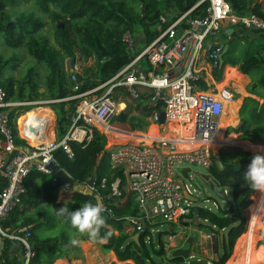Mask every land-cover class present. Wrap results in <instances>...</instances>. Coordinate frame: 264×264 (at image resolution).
<instances>
[{"label":"trees","instance_id":"trees-1","mask_svg":"<svg viewBox=\"0 0 264 264\" xmlns=\"http://www.w3.org/2000/svg\"><path fill=\"white\" fill-rule=\"evenodd\" d=\"M23 1L0 0V44L3 49L9 51L0 52V86L5 92V99L9 102L39 101L40 104L48 106L50 109L43 108L35 113L39 115L40 112L52 111L56 140L65 133L71 123L78 100L74 95L85 91L98 94L107 84L123 77L124 72L121 70L132 57L121 40L125 30L133 33V28L137 27L144 45L159 32L157 29L159 14L167 17L169 22L183 13L184 17L188 18L202 16L206 6V2L194 5L197 0H34L33 8L30 10L17 8ZM225 1L228 2L233 16L251 12L264 19V0ZM45 18L52 22V43L41 32ZM57 22L60 26L56 25ZM217 35L222 45L227 44V49L222 55V63L210 69L213 79L216 81L220 78L223 64L237 63L238 71L249 74L253 79L251 87L247 89L248 92L255 88H264V35L258 36L252 43L251 40H244L248 44L243 47L240 59H234L231 52H235L236 40H240L242 35L236 30L226 34L224 27L219 28ZM8 48L13 53H10ZM75 51L82 59L91 57L94 67L84 66L80 72L68 70L64 65L65 59L69 62V59L73 58L75 62ZM22 53L28 57L27 62L20 66ZM254 72L256 77L253 78ZM71 74L74 75L76 88H73ZM228 80L233 84H228ZM194 82L197 89H207L203 77H198ZM216 84L226 88H231L232 85L243 86L231 76L230 66L225 68L222 80ZM218 86L216 90L219 89ZM138 88L139 93L136 95L138 100L142 101L143 97L148 99L144 116L150 117L154 112L161 110L158 101L153 102L149 99L152 89L144 86ZM262 96L261 103L249 96L242 98L238 109L241 123L234 129V132H239L238 139L264 143V92ZM120 101L125 103L123 100ZM235 105L236 101L224 102L218 123L232 114ZM28 107V104H10L4 107L6 125L15 144L26 142L16 135L15 122L17 124L20 117L18 123L21 129L23 128L25 120L22 118L28 120L35 114L32 111L35 108L26 110ZM117 114V120L127 121V110L123 108ZM144 125L146 124L138 122L136 128L141 129ZM152 126L149 124L146 131H150ZM25 128L26 130L22 129L24 136L33 142L34 130ZM154 129L157 131V126ZM222 144L230 142L219 141L218 145ZM67 145L71 152L70 156L58 146L50 150V157L69 175L73 185H83L91 174L94 176V185H97L102 176L109 181L111 174H121L118 167H111L108 163L109 149L105 147L106 138L101 129L93 127L88 140L70 139L67 140ZM218 151L223 168L217 169L210 154L208 171L219 187L230 189V199L225 208L218 206L215 210L196 205L200 220H205V225L210 226L214 234L213 249L216 250L218 243L221 247L211 264H225L237 254L240 246L245 245L246 249V243L240 237L250 225V219L252 221L245 210L252 205V202L246 199L252 188L244 179L247 168L243 167L250 157V151L236 147L220 148ZM23 184L24 191L20 194L18 202L0 220V228L7 235L22 234L25 229L29 230L28 242L32 255L28 258L27 264H50L58 257H68L69 249L63 244L68 243L70 238L65 237L64 232L66 230L77 232L70 221L57 217V222H62L64 228L59 227L53 235L39 236V229L52 225L53 218L48 207L55 211L67 205L71 211L81 207L84 202L96 203L94 196L74 188L56 185L51 182V177L46 171L34 168L26 174ZM103 202L106 211L102 215L106 223L101 228L100 235L104 236L110 232L111 236L107 243H100L101 249L112 251L117 260H131L132 264L182 263L180 256L166 255V247L162 241L163 235H171L174 230H168L167 226L158 229L156 245L153 236H150L147 242L144 240L148 228L140 230L137 240H134L132 235L135 231H126L128 226L124 219L125 215L136 214L133 199L127 195L122 202L118 200L114 202L108 198H104ZM191 215L193 208L189 212V216ZM220 229L223 231L221 242L218 239ZM1 238L0 264H21L9 250L10 238L6 235H2ZM80 238L89 239L87 234H81ZM232 244L233 254L228 257ZM252 259L251 257L249 264H253Z\"/></svg>","mask_w":264,"mask_h":264},{"label":"built area","instance_id":"built-area-1","mask_svg":"<svg viewBox=\"0 0 264 264\" xmlns=\"http://www.w3.org/2000/svg\"><path fill=\"white\" fill-rule=\"evenodd\" d=\"M201 2H206L202 16L188 18L183 13L168 22L167 17L159 14L157 36L140 48L136 47L130 30L122 33L121 40L132 57L121 70L124 73L120 83L134 97L139 93V86L152 89L149 99L160 103L165 127L160 128L157 112H154L149 117L150 122L157 126L154 134L138 141L126 140L109 148L108 163L111 167H118L121 174H111L109 181L102 176L97 185L92 180L90 185L74 186L78 191L93 195L95 200L99 197L102 202L104 198L113 199L114 202H122L127 195L132 198L136 214L125 215L124 219L130 231L138 233L143 229L138 218H143L145 228H148L145 241L155 231L149 225L156 222L166 223L172 229L174 224H181V221L192 222L193 215L189 216V212L195 204L186 195H192L194 188L185 183L191 169L181 163L205 167L201 176L208 173L211 144L215 142L219 129L220 113H210L207 108L213 101L224 104L223 101L233 97L229 88L209 91L199 90L195 85L194 80L204 78V74L209 76L211 82L214 81L210 69L219 64L218 56L223 46L218 40V25L232 15L225 0H197L194 5ZM234 17L242 28L264 30V19L251 12ZM142 58L145 59L144 66L139 62ZM70 79L74 82L73 88H76L73 74ZM86 93L74 95L78 97V103L71 123L58 140L45 145L43 142H30L17 131L15 122L16 135L26 141L15 144L6 125L4 107L29 102L7 101L0 86V174L4 177V185L0 188V220L18 202L24 191L26 174L33 168L45 171L44 164L50 158L51 149L59 146L70 156L67 140L86 141L93 127L103 132L112 127L107 121L116 113L113 102L104 95L82 98ZM171 124L174 129L170 130ZM24 128L23 124L22 129L26 130ZM182 170H185V177L181 174ZM213 204L218 207L215 200ZM103 205L106 209L104 202ZM2 235L18 242L22 248L21 264H27L32 255L28 242L29 230L7 235L0 228V237Z\"/></svg>","mask_w":264,"mask_h":264},{"label":"rangeland","instance_id":"rangeland-1","mask_svg":"<svg viewBox=\"0 0 264 264\" xmlns=\"http://www.w3.org/2000/svg\"><path fill=\"white\" fill-rule=\"evenodd\" d=\"M33 1L34 0H24L21 4H19L17 6V8L19 7V8H23L26 10H30L33 8ZM52 31H53L52 22L48 18H45L44 19V26H43V29L41 32L43 34H45L46 37H48L49 42H51V43L53 42ZM253 35L254 34H251L250 36H252V37H248V38L240 37L241 38L240 40H236V45H235V50H234L235 52L234 53L231 52V55L234 57V59H240L239 55L242 53L243 47L248 44V43L244 42V40L245 41L251 40V43L256 41V38L258 36H256V35L253 36ZM133 36L136 39V47L140 48L143 44V39H142V37H141L142 35L138 31L137 27L133 28ZM0 52H2V53L7 52L8 53L9 51H6L5 49H3L2 44H0ZM10 53H13V51L10 50ZM22 57H23V59L20 63V66H22L23 64H25L27 62L28 56L26 54L22 53L21 58ZM74 58H75V66L72 70H74L76 72H80L84 66L90 65L92 68L94 67V62H93V59L91 57L82 59L79 57L77 51H75V57ZM67 60L68 59H65L64 65L67 69H69V67H68L69 63ZM140 63L142 66H144L145 65V59L142 58L140 60ZM226 65L227 64L222 65V68L220 70V78L216 81L214 80L213 82H211L208 78L209 76L204 74V78H205L206 83H207L206 84L207 90H209V91L215 90L216 91V87H217L216 83H218L222 80L223 73H224V67ZM236 66H237V63H236ZM230 67H231V76L233 78H235L236 81H239L240 83L243 84L242 88L243 87L246 88L248 83L252 82L253 79H251L249 74H246L247 76H249L248 78L251 79V82H248V79L246 78V84H244V81H245L243 79V78H245L244 75L239 74L236 67H234V66H230ZM254 74H256V72L253 73V78L256 77V75H254ZM122 78L123 77L107 84L103 88V90L98 94H90L87 92L86 94L82 95V98L104 95V96L108 97L109 100H111L113 102L116 113L113 114L112 116H110V118L107 121L108 124L111 125L112 127L107 129V130H104V134H105V138H106L105 147H107L108 149L115 146L116 144L123 142V141H126V140L127 141L128 140L138 141L141 138H143L145 136L149 137L150 135H152L156 132V130L154 129L156 127V125L153 122H150V119L148 116L147 117L144 116V112H145L146 106L148 104L147 97H143L142 101H139L137 96L134 97L128 91V89L120 83L122 81ZM229 83L233 84L232 81L228 80V84ZM224 88H226V87H224ZM229 89L231 90V88H229ZM244 94H245L244 90L242 93L233 92V97H232L231 101H235V100L239 101V99H241ZM120 100H123L125 103L121 102ZM28 102L29 103H27V104L29 107L26 108V110L35 108L34 110H32L33 113H35V112H37L43 108H49L48 106L40 104L39 101H28ZM118 103L120 104L119 108L117 107ZM123 108L125 110H127V121L126 122H120V120L116 119V117L118 115L117 113ZM51 114H52V119H53L54 115H53V113H51ZM225 114L227 115L228 112H225ZM237 118L239 120V117H237ZM52 119L50 122V129L52 128L51 125L53 124ZM236 120L237 119H236V115H235V121L233 122L234 125L238 121V120L237 121ZM20 122H22V120ZM138 122H143V124H146V125H144L143 128L138 129V128H136V125L138 124ZM23 124H24V126L26 125L25 122ZM149 124H150V126L152 124H154V125L152 126V129L150 131H146L148 128L147 126ZM159 125H160L161 129H164L165 125L163 123L159 124ZM229 125L231 127L226 125L225 128L223 127V129H221V132H222L220 135L221 139L223 137H226L227 133L229 131L236 133V132H234L235 128L232 127V123ZM169 127H173V125L171 124ZM17 131L20 134L24 135L20 125H19V127L17 126ZM233 147L246 149L245 146H241V145L222 144V145H218V146L217 145L211 146V154L213 152L219 150L220 148L229 149V148H233ZM181 164L188 165L191 169L190 177L185 180V183H189L192 186V188H194L192 195L195 197V201H194L195 205L207 206V207L215 210L217 208V206H215L213 204V201L215 200L216 204L220 208L226 207L227 202L230 199V195H231L229 188L225 189V199L220 200L209 189L204 178L200 175L202 172H204L206 170L205 167H203L201 165L194 164V163H181ZM74 186H76V185H73V188H74ZM252 195L253 194H250L251 197H252ZM256 195H257V192L253 196L255 197ZM254 197L251 198V202L254 200ZM259 200H260L259 201L260 207L258 209H259L260 216H261V213L264 209V199H263V203H261V199H259ZM51 208L52 207L49 206L48 211H50V213L52 214V218H53L52 225L49 227L47 225V228L39 229V236L40 237H45V236L55 234L58 231L59 227L64 228V225L62 224V222H57V215H56L55 211ZM245 210H246V213H247V211H249L247 208H245ZM260 222L262 223V225H258V226H261L260 228H258L256 225V227H254L253 230H251L248 233V237L246 240V249H245V245L240 246L239 249L237 250L238 251L237 254L233 258H230L229 260H227L225 262V264H249L247 262L249 259L246 256V254H247L246 252L248 250L255 249L256 245H258V244H262L263 254L259 255L260 257L259 256L257 257L258 261L253 256V259H252L254 261L253 264H255V261H256V264H264V221H262L260 219ZM125 224L127 225L126 222H125ZM205 224H206L205 221H202V224L199 226H195L193 224V222L186 223V224H184V223L174 224L173 225V229H174L173 232L174 233L171 235H163L162 236V241L164 243V246L166 247V255L170 256V251L172 250V248H174V246L183 245V246L189 247L191 258H200L203 260V264H211L212 259L215 258V256L220 252L221 247L218 243V244H216V250L213 249L212 231H211L210 226H207ZM150 226L154 230H156V229L158 230L161 228H165L167 226V224L166 223L153 224V225H149V227ZM126 231H128V232L130 231L129 226L126 228ZM254 231L256 232V234ZM207 234H208V236H206ZM252 234L255 237V239H252V238H254L252 236ZM80 235L81 234L77 231V234L73 235V237H72V241L73 240L77 241V243H75L73 245L76 246L80 250V254H81L80 259H78L79 260L78 263L76 262L75 264H132V262H128L127 260H116L112 251L101 249L99 246L100 245L99 242H92L90 239L84 241L80 238ZM154 245H156V244L154 243ZM73 252H75L74 249H73ZM232 254H233V244H232L230 254L228 257H231ZM187 259H189V258H186L185 260H187ZM244 260H246V261H244Z\"/></svg>","mask_w":264,"mask_h":264},{"label":"crops","instance_id":"crops-1","mask_svg":"<svg viewBox=\"0 0 264 264\" xmlns=\"http://www.w3.org/2000/svg\"><path fill=\"white\" fill-rule=\"evenodd\" d=\"M229 24H231V26H228ZM218 26H220V28L224 27L226 34H229L232 30H236L238 34H240V35H242V37H246V38L252 37V36H250L251 34H254L253 36H255V35L256 36L264 35V30H257V29H253V28H248V29L242 28L241 26L238 25V23L236 22L235 17L233 15H231L228 18H226L223 21H221V23H219ZM74 66H75V62H74ZM227 66H234V67L237 68L235 63H234V65L227 64L224 67V70H225V68ZM238 72H239V74L244 75V77H245V78H243L245 80L244 84H246V78L248 79V82H251V79L248 78L249 76H247L244 73H241L240 71H238ZM223 76H224V73H223ZM216 86H218V85L216 84ZM240 86H242V85H240ZM218 87H219V89L220 88L221 89L224 88V87H221V86H218ZM250 87H251V83H248L246 88L245 87L242 88L244 90V92H245V94L242 96V98L244 96H249V97L257 100L259 103H261L262 100H263V96L262 95H263V92H264V88H255V89H253L252 92L246 91ZM231 90L233 92H235V93H240L238 91V89H236V85H232L231 86ZM242 98L239 99V102H238V100H235V101H237L236 102V111H235V115H236V119L237 120H238V118H237L238 117V109H239V107L241 105ZM51 113H52L51 111L40 112L39 115H38V113H35V114H37L38 121H39V126L36 127V128L31 127V126H29L27 124L28 120L30 118L28 120L25 119V118H22V120H25V123H26L25 127H27L28 129H33L34 130L33 143H41V142H43V144L45 145L47 143L49 144V143L54 142L56 140L55 139V135H54V117L52 119V114ZM51 119H52V123L53 124L51 125L52 128L50 129ZM234 121H235V119H234ZM233 122H232V127L234 126ZM228 126H230V125L228 124ZM225 127L226 126H224V128ZM38 132H41V133L39 134ZM235 134L236 135H234V133L232 131H229V133L227 134L226 137H223L222 139L219 138V139H220L221 142H228L229 141L230 144L245 146L246 149H244V150H247V151L256 150V151H259L261 154L264 155V143H257V142L249 141V140H246V139H238L239 132H236ZM1 142H2V135L0 133V145H1ZM3 185H4V177L0 174V188ZM259 199H261V203H263L264 191H260L259 190V194L254 197V200L251 203L252 205H250L248 208L246 207L249 210V211H247L249 219L251 217L253 222L250 219V225L244 230V232L242 233V235L240 237V239L245 241V243H246V240H247V237H248V233L251 230H253V228L256 227V225H257L258 228L261 227V226H258V225H262V223L260 222V217H261V220H262V214L264 213V209H263V211L261 213V216H260V212H259V209H258L260 207ZM75 234H77V232H70L69 230H66L64 232V236L67 237V238H70L68 243L63 244V246L65 248L69 249L68 257H58V258L54 259V261L52 263H50V264H75L76 262L78 263V261H79L78 259H80L81 254H80V250L76 246H74L73 243H72V237ZM255 234H256V232H255ZM252 236H253V234H252ZM252 239H255V237L252 238ZM82 240L86 241L88 239H82ZM1 247H2V238L0 237V249H1ZM73 249L75 250V252H73ZM9 250H10V252H11V254L13 256H16L18 259H20V254H21L22 248L18 244L17 241L10 239ZM262 254H263V246H262V244L256 245V248L251 251L252 258L254 256V258L257 259V257L259 255H262ZM127 261L131 262L130 260H127Z\"/></svg>","mask_w":264,"mask_h":264},{"label":"water","instance_id":"water-1","mask_svg":"<svg viewBox=\"0 0 264 264\" xmlns=\"http://www.w3.org/2000/svg\"><path fill=\"white\" fill-rule=\"evenodd\" d=\"M56 25L60 26V24L58 22L56 23ZM226 49H227V44L225 43V44H223L222 50H221V52H220V54L218 56L219 64L222 63V55H223V53L225 52ZM68 63H69V69H73L74 68V60H73V58H70ZM77 103H78V101H77ZM162 121H163V110H159L157 112V123L161 124ZM240 123L241 122L238 120L236 122V124L233 126V128L236 129L240 125ZM258 153L261 154L259 151L251 150L250 151V157L243 164V167L247 168L249 163H250V161H251V159H252V157L254 155L258 154ZM211 155H212L213 163L215 164L217 169H219V170L222 169L223 168V164L220 161L219 151L217 150V151L213 152ZM44 170L50 175L52 183H54L56 185H59V186H62L63 188H73L72 179L69 177V175L66 172H64L61 168L58 167V165L51 159V157L48 158L47 161L45 162ZM181 174H182L183 177H185V175H186L185 174V170H182ZM202 177L204 178L205 182L207 183L209 189L215 194V196L217 198H219L220 200H224L225 199L224 189L217 185L216 181L210 175L209 171H208V173L203 174ZM93 178H94V176H93V174H91L85 180V183L90 185L92 183ZM256 192H258V190L252 189L247 194L246 199L251 202V198L254 197L253 195ZM250 194H253L252 197L250 196ZM186 198H188L193 203L195 201V197L193 195H189L188 194V195H186ZM262 221H264V213L262 214ZM138 222L142 225L143 228H145V221L143 220V218H138ZM192 222H193V224L195 226L201 225L196 205L193 207ZM167 229L168 230H173L171 228V226H168ZM158 235H159L158 230H155L154 233H153L154 243L157 242ZM213 235L214 234H212V239H213ZM222 236H223V231L220 229V230H218V239H219L220 242L222 240ZM132 238L134 240H137L138 233L134 232L133 235H132ZM177 256H180L182 258V263H180V264H203V260L202 259H200V258H191L189 247L174 246V248H172V250L170 251V256L169 257H177ZM186 258H189V259L185 260Z\"/></svg>","mask_w":264,"mask_h":264},{"label":"clouds","instance_id":"clouds-1","mask_svg":"<svg viewBox=\"0 0 264 264\" xmlns=\"http://www.w3.org/2000/svg\"><path fill=\"white\" fill-rule=\"evenodd\" d=\"M207 111L213 114L221 113L223 111L222 102L213 101L208 105ZM244 179L252 189L264 191V155L258 153L252 157L247 171L244 173ZM105 211V206L99 197L96 203L84 202L81 207L75 210L70 211L67 205L55 209L57 217H63L66 221H70L71 226L80 234H87L92 242L101 244L107 243L111 236L110 232L104 236L100 235V230L106 223L102 215ZM72 243L75 244L77 241L73 240Z\"/></svg>","mask_w":264,"mask_h":264},{"label":"bare ground","instance_id":"bare-ground-1","mask_svg":"<svg viewBox=\"0 0 264 264\" xmlns=\"http://www.w3.org/2000/svg\"><path fill=\"white\" fill-rule=\"evenodd\" d=\"M236 89H238V91L240 92V93H242L243 92V89H242V86H240V85H238L237 87H236ZM226 101H228V100H225V101H223V103L224 102H226ZM230 101V100H229ZM239 102V101H238ZM224 105V104H223ZM119 104H118V108H119ZM235 111H236V105H235V107H234V109H233V111H232V114L226 119V120H224L223 122H221V123H218V127H219V131L217 132V134H216V137H215V142H213L212 144H211V146H218V144H219V141H220V134H221V129H223V127L224 126H226V125H228V124H231L233 121H234V119H235ZM18 120H19V118H18ZM18 120H17V126L19 127V123H18ZM29 126H31V127H34V128H36V127H38L39 126V121H38V117H37V114H35V115H33L29 120H28V123H27ZM152 125H154V124H152ZM174 127V126H173ZM107 134V133H106ZM44 145V144H43ZM259 194V190H258V192H257V195ZM260 201V200H259ZM233 246H234V244H233ZM247 251V250H246ZM251 251L252 250H248L246 253V256L248 257V261L247 262H249L250 260H251V257H252V255H251ZM244 261H246V260H244Z\"/></svg>","mask_w":264,"mask_h":264},{"label":"flooded vegetation","instance_id":"flooded-vegetation-1","mask_svg":"<svg viewBox=\"0 0 264 264\" xmlns=\"http://www.w3.org/2000/svg\"><path fill=\"white\" fill-rule=\"evenodd\" d=\"M176 246H178V245H176ZM182 247H187V246H183V245H181Z\"/></svg>","mask_w":264,"mask_h":264}]
</instances>
